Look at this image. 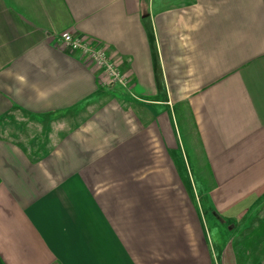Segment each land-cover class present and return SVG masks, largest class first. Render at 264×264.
Here are the masks:
<instances>
[{
    "label": "crops",
    "instance_id": "1",
    "mask_svg": "<svg viewBox=\"0 0 264 264\" xmlns=\"http://www.w3.org/2000/svg\"><path fill=\"white\" fill-rule=\"evenodd\" d=\"M1 121L45 146L0 135V264H237L264 221V0H0Z\"/></svg>",
    "mask_w": 264,
    "mask_h": 264
},
{
    "label": "built area",
    "instance_id": "2",
    "mask_svg": "<svg viewBox=\"0 0 264 264\" xmlns=\"http://www.w3.org/2000/svg\"><path fill=\"white\" fill-rule=\"evenodd\" d=\"M55 42L69 52L81 55L88 63L99 69L104 76L105 83L108 85L127 89V80L118 67L109 59L105 47L99 42L82 39L68 32L56 36Z\"/></svg>",
    "mask_w": 264,
    "mask_h": 264
},
{
    "label": "rangeland",
    "instance_id": "3",
    "mask_svg": "<svg viewBox=\"0 0 264 264\" xmlns=\"http://www.w3.org/2000/svg\"><path fill=\"white\" fill-rule=\"evenodd\" d=\"M104 83H105V80H104ZM105 86L107 88L118 87V86H114V85H108L107 83H105ZM1 122H2V125H1V129H0V135L10 134V135L15 136V137H21V139L23 140V143H24V147L26 149H31L34 153H36L37 149H40L39 147L45 146L43 134L40 132V129L37 127H32L31 125H29L28 122H26V121H18L15 123L8 122V121L7 122L1 121ZM1 122H0V124H1ZM191 141H192V143L189 144V145H191V153L196 158L193 161L194 163L192 164L193 170H194V176H195V178H197V184L199 185V187H201L200 185H202V183L203 184L209 183V178L207 176L205 165H204L203 159L201 157V154L199 152V148H198V146H197V144L193 138ZM189 148H190V146H189ZM41 149L39 151H41ZM261 219H264V209H263ZM208 228H209V230H211L212 234H215L219 231L220 226L216 225V224H214V226L209 224ZM213 228H216V229H213Z\"/></svg>",
    "mask_w": 264,
    "mask_h": 264
},
{
    "label": "trees",
    "instance_id": "4",
    "mask_svg": "<svg viewBox=\"0 0 264 264\" xmlns=\"http://www.w3.org/2000/svg\"><path fill=\"white\" fill-rule=\"evenodd\" d=\"M235 251L237 264H257L264 259V221L240 236Z\"/></svg>",
    "mask_w": 264,
    "mask_h": 264
}]
</instances>
